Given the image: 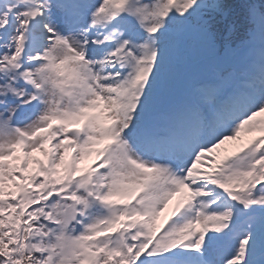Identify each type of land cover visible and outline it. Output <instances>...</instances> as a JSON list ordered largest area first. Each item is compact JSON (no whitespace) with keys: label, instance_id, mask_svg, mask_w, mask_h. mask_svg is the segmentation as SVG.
<instances>
[{"label":"snow or ice","instance_id":"1","mask_svg":"<svg viewBox=\"0 0 264 264\" xmlns=\"http://www.w3.org/2000/svg\"><path fill=\"white\" fill-rule=\"evenodd\" d=\"M0 264H264V0H0Z\"/></svg>","mask_w":264,"mask_h":264},{"label":"rangeland","instance_id":"2","mask_svg":"<svg viewBox=\"0 0 264 264\" xmlns=\"http://www.w3.org/2000/svg\"><path fill=\"white\" fill-rule=\"evenodd\" d=\"M238 42H236V43H238ZM186 48H187V52L185 53V55L182 54L181 62L187 61L184 65V67H186L189 70L194 71L196 69V66H197L196 62L198 64L201 57L203 56V51H202V49L199 45V42H198L197 38L195 37V35L190 37ZM34 155H39V154L37 153ZM88 162H90V161H85V163H88ZM162 219H163V214H162Z\"/></svg>","mask_w":264,"mask_h":264},{"label":"trees","instance_id":"3","mask_svg":"<svg viewBox=\"0 0 264 264\" xmlns=\"http://www.w3.org/2000/svg\"><path fill=\"white\" fill-rule=\"evenodd\" d=\"M222 2H223L224 4H226V5H235V4L237 3V0H222ZM226 11L229 12L228 19H231V20H233L234 22H237V23H241V22H242L241 18L238 17V16H234V15L232 14L231 10L226 9ZM222 18H223V17H221V19H222ZM223 19H224V18H223ZM226 21H227V20H226ZM226 21H225V23H226ZM236 25L239 26L237 31H238L239 33H241L242 30H243V28H242V26H240V25H242V24H236Z\"/></svg>","mask_w":264,"mask_h":264}]
</instances>
